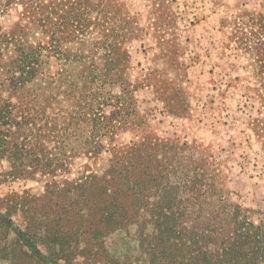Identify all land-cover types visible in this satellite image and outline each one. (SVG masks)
Here are the masks:
<instances>
[{
	"label": "rangeland",
	"instance_id": "rangeland-1",
	"mask_svg": "<svg viewBox=\"0 0 264 264\" xmlns=\"http://www.w3.org/2000/svg\"><path fill=\"white\" fill-rule=\"evenodd\" d=\"M110 1L0 0V34L40 58L44 99L24 107L59 166L0 182V264H143L167 185L184 233L264 215V0ZM108 206L122 226L101 224Z\"/></svg>",
	"mask_w": 264,
	"mask_h": 264
},
{
	"label": "trees",
	"instance_id": "trees-1",
	"mask_svg": "<svg viewBox=\"0 0 264 264\" xmlns=\"http://www.w3.org/2000/svg\"><path fill=\"white\" fill-rule=\"evenodd\" d=\"M151 1L158 5V15L162 13L165 4L174 2ZM110 5L117 8L122 4L111 0L105 6ZM250 17L258 29L264 28V12L253 13ZM126 20L132 21V18L127 15ZM224 21L225 19L221 20V26ZM109 47L113 48V44ZM113 54L114 48L108 56ZM0 65L7 67L3 82H0V182L36 172L53 175L59 168L54 158L55 152L51 149L50 153H45L42 147L46 142L43 141L44 135L37 132L34 134L33 126L38 124L33 121V114L24 107L26 94L31 102L44 99L28 91V85L37 78L42 66L37 51L16 36L0 34ZM3 90L10 91V96L4 97L1 94ZM53 99L51 97L50 101ZM89 121L92 119L89 118L87 122ZM38 130L40 128L36 131ZM51 133H55L54 130ZM52 135L49 134L48 138ZM138 184L140 185L139 182ZM178 190L179 186L163 187L158 210L153 215V230L147 231L143 228L138 232L143 264H264V215L256 222L248 215L249 211L237 207L232 214L219 213L216 217L211 216L210 220L206 217L201 225L206 227H203L201 232L191 230L184 233L179 228V221L185 217L189 220L192 216L181 213L178 208L174 209ZM103 210L100 212L102 225L115 228L122 226L123 216L112 211L110 206L104 207ZM219 217L230 222L229 232L220 231L218 224L211 225L217 218L219 220ZM50 239L61 248H64L67 241L66 236L58 234Z\"/></svg>",
	"mask_w": 264,
	"mask_h": 264
},
{
	"label": "crops",
	"instance_id": "crops-1",
	"mask_svg": "<svg viewBox=\"0 0 264 264\" xmlns=\"http://www.w3.org/2000/svg\"><path fill=\"white\" fill-rule=\"evenodd\" d=\"M235 3H236V2H235ZM235 3H234V4H235Z\"/></svg>",
	"mask_w": 264,
	"mask_h": 264
}]
</instances>
